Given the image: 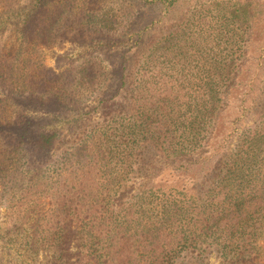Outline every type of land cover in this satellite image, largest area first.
<instances>
[{
  "label": "trees",
  "instance_id": "trees-1",
  "mask_svg": "<svg viewBox=\"0 0 264 264\" xmlns=\"http://www.w3.org/2000/svg\"><path fill=\"white\" fill-rule=\"evenodd\" d=\"M128 1L0 0V264H264V80L238 83L264 3L173 17L180 0ZM73 34L123 39L118 67L95 50L72 71L34 58ZM232 94L228 119H251L210 148ZM13 98L46 113L23 117ZM56 124L76 129L71 146L44 130ZM168 169L198 176L156 180Z\"/></svg>",
  "mask_w": 264,
  "mask_h": 264
},
{
  "label": "rangeland",
  "instance_id": "rangeland-1",
  "mask_svg": "<svg viewBox=\"0 0 264 264\" xmlns=\"http://www.w3.org/2000/svg\"><path fill=\"white\" fill-rule=\"evenodd\" d=\"M212 1L214 0H180V3L175 7V9L171 13L173 17H178L179 15L184 14L193 7H204L205 4L207 6L211 4ZM112 2V4H122V6L124 7H127L130 4L132 6H134V4H137V2L129 3L128 0H112ZM262 2L264 3V0H262ZM162 8L163 7L157 8L154 12H152V14L155 17L159 15H164V19L171 17V15H169L170 10L168 9L167 11H165L166 9ZM260 27L258 26L254 28V34L252 35L247 45L246 63L240 74V78H238V83L240 82L241 84H244L250 78H253L254 74H256L257 81L264 80V24ZM114 39L115 38L110 39L90 34H86L83 36H79L76 34L67 35L58 39L55 45L49 48L42 47L41 50L36 51L34 58L36 60H42L45 66L48 69H52L54 72L67 70L72 71V69L77 68L83 56L93 54V51L95 50L97 54L101 55V59L103 60V63L106 67L115 68L118 67V65L120 64L121 56L125 48L122 43L123 39ZM32 63L36 64L34 62ZM236 98L238 99L239 96H236L235 94H232L230 96L228 100V110L223 116L222 122H220V125H218L217 127V133L211 143L210 148H218L219 136H225L226 134H230V130L234 128L239 122L250 121V114L243 115L242 119L240 118L237 123L232 118L228 119V116H234L233 114L237 110L236 107L238 105V101H236ZM11 102L15 103V108L17 109L20 115H23V117L33 118L37 116H42L46 113L44 106L40 105V103L36 102L35 100L32 101L24 99L15 101V98H13ZM95 103L92 102V104H90L88 107L82 108V110L85 112H90V114H92V111L94 110V107L96 105ZM124 108L126 111H130V103L126 102L124 104ZM96 112L99 113L100 110L97 109ZM96 117H94V119ZM225 117L228 120H225ZM44 130L59 131V133H61V139L64 138L63 143L59 146L64 147L71 146V144L74 142L75 137L77 136L76 129H72L70 127H63L60 124L52 125V127H49L48 129ZM14 143H17V141H15ZM143 159L144 161H148L149 163H154L155 161H157L158 164L163 163V160L160 158L159 153L150 146H147V148L144 149ZM197 176V169H191L186 174L180 173L178 175L173 170L168 169L163 171L156 180H174L175 182H178V185L180 186H191V184L193 183L192 181ZM40 203L43 204L45 209L48 207L47 200L42 199ZM8 209L5 205L0 204L1 227H9ZM205 264H220V262L219 259H217L216 256L212 254L211 256H209Z\"/></svg>",
  "mask_w": 264,
  "mask_h": 264
}]
</instances>
